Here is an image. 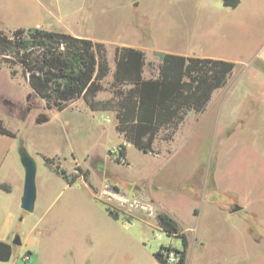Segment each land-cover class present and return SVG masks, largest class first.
Returning <instances> with one entry per match:
<instances>
[{"label":"rangeland","instance_id":"obj_1","mask_svg":"<svg viewBox=\"0 0 264 264\" xmlns=\"http://www.w3.org/2000/svg\"><path fill=\"white\" fill-rule=\"evenodd\" d=\"M239 1L229 8L222 0H0L6 34L50 19L57 31L101 42L110 74L100 100L111 96L117 46L143 49L145 77L156 74L160 52L236 65L203 113L187 114L171 142H157L158 154L125 143L113 113H90L82 100L71 104L78 113L47 109L24 81L10 128L35 163L36 199L34 211L16 217L9 241L18 236L21 244L12 261L157 264L160 246L182 248L157 226L163 212L186 234V264H264V0ZM120 144L124 163L116 161ZM42 156L57 158L68 175L86 170L93 188L82 178L68 185ZM8 175L16 179L13 168ZM235 205L241 210L232 213Z\"/></svg>","mask_w":264,"mask_h":264},{"label":"trees","instance_id":"obj_2","mask_svg":"<svg viewBox=\"0 0 264 264\" xmlns=\"http://www.w3.org/2000/svg\"><path fill=\"white\" fill-rule=\"evenodd\" d=\"M239 0H222L223 7L236 8ZM157 74L143 76L145 53L141 49L117 46L114 71L109 84L110 98L100 101L102 81L109 75L106 50L101 42L68 32L24 27L0 31V62L15 76L20 66L23 79L47 109L63 111L71 102L83 100L91 112H112L114 129L123 141L143 154H158V141L169 143L187 114H201L213 94L228 83L235 70L231 60L190 57L167 52L158 53ZM0 120V134H16ZM125 145L117 147L116 161L125 162ZM24 152L23 150H21ZM45 166L68 185L79 178L90 187L87 171L77 167L68 175L55 157L42 156ZM0 189L8 191L7 185ZM116 219L117 212L107 210ZM159 229L170 238H178L182 248L163 247L153 253L157 264H186V234L167 213L155 215ZM12 246L0 241V262H8Z\"/></svg>","mask_w":264,"mask_h":264},{"label":"crops","instance_id":"obj_3","mask_svg":"<svg viewBox=\"0 0 264 264\" xmlns=\"http://www.w3.org/2000/svg\"><path fill=\"white\" fill-rule=\"evenodd\" d=\"M30 27H35V28L40 27V28H45L49 30H55L52 28L50 19L47 21L41 22V23H37L36 25L30 26ZM21 28H24V27H21ZM57 32H61V31H57ZM127 47H133V46H127ZM133 48L143 50L141 47H133ZM112 63L114 66V61H112ZM144 65H145V59H144ZM14 71L16 72L15 69ZM113 71H114V67H113ZM20 74H22V71ZM109 74H110V67H109ZM156 74H157V66H156ZM156 74L154 76H156ZM143 76H144V69H143ZM151 77L152 76L145 77V79H149ZM24 81H25L24 79L20 80L17 73L15 76H12L11 70L4 63L0 62V120L3 121L2 123L6 128H8L11 132L16 134L15 138H11L8 135L0 134V185H7L9 187L8 191H4L0 189V241L6 242L9 245H11L13 250H14V247L12 245V241H9V238H11L12 233H14L16 217L21 209L20 199L22 196V189H23V183H24V172L21 168L22 165L20 163V154L22 152L19 146L20 141L18 139L17 132H14L10 128V125L13 120L15 89L16 90L18 88L24 89L25 87ZM26 90L29 95L30 90H31L30 87H28ZM24 94H25V91H24ZM96 99H98L97 96H96ZM100 101H103V100H100ZM73 102H71L65 109L68 108V109H71L77 112L73 108L74 106L71 105ZM84 109L90 111L85 105H84ZM90 113L100 114V113H107V112H100V111L91 112L90 111ZM115 124H116V121H115ZM114 125H113V128H114ZM12 168L14 169V173L16 174L15 180L10 178L8 175V172ZM14 182L16 184V187H14ZM17 261H18V257L16 258V261L15 260L12 261V257H11L8 262H0V264H17Z\"/></svg>","mask_w":264,"mask_h":264},{"label":"water","instance_id":"obj_4","mask_svg":"<svg viewBox=\"0 0 264 264\" xmlns=\"http://www.w3.org/2000/svg\"><path fill=\"white\" fill-rule=\"evenodd\" d=\"M48 121L47 117H42V119L38 120V123H44ZM20 163L24 169V183L22 189V196L20 199V207L25 212L34 211L35 199H36V186H35V163L33 162L31 156H29L26 152H21L20 154ZM241 208L237 205L232 207L231 212L236 213L240 211ZM21 241L18 236H15L12 245H20Z\"/></svg>","mask_w":264,"mask_h":264}]
</instances>
